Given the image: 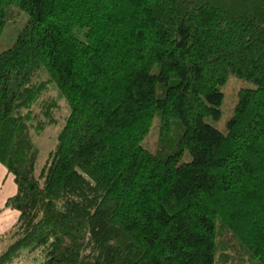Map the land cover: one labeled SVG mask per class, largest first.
<instances>
[{
  "label": "trees",
  "instance_id": "1",
  "mask_svg": "<svg viewBox=\"0 0 264 264\" xmlns=\"http://www.w3.org/2000/svg\"><path fill=\"white\" fill-rule=\"evenodd\" d=\"M12 6L29 18L0 52L18 211L0 264H219L223 231L264 264V0H0V37ZM232 75L252 86L222 130ZM49 84L70 114L38 169Z\"/></svg>",
  "mask_w": 264,
  "mask_h": 264
},
{
  "label": "rangeland",
  "instance_id": "2",
  "mask_svg": "<svg viewBox=\"0 0 264 264\" xmlns=\"http://www.w3.org/2000/svg\"><path fill=\"white\" fill-rule=\"evenodd\" d=\"M9 16L7 20V24L4 28V31L0 37V52L12 46L21 31L24 27L25 23L28 21V14L26 11L22 10L17 6H12L9 10ZM42 79H46V76L43 74L41 76ZM248 84V86H252L250 82L238 79L235 76H231L228 83L224 86L223 91L225 92V101L223 104V113L218 122L212 121L210 122L216 123L217 127L220 129H224L226 127V121L228 116H230L233 112L234 105L237 100V94L239 89ZM43 100L53 101L55 105L52 106L50 111V120H54L50 122L49 118L41 112V104L35 107V111L40 113L39 117L42 120L46 121V125L44 129L37 133L36 130L33 131V137L35 142L41 148L40 157L38 163V169L42 166L44 159L46 158L48 152L55 147L57 143V136L64 126L67 117L70 114V106L67 100L60 95L58 89L54 84H49L47 91L42 96ZM49 122V123H48ZM161 123V118L156 116L151 130L149 134L145 137L142 144L148 149L157 152L156 149L159 148V127ZM175 124H172L169 130H172L168 133V138L171 139L173 134L175 133ZM161 149L164 150V153L170 152V147L161 146ZM192 159V155L189 151H185L182 157L179 159V163L188 162ZM17 192V184L14 180L13 173L9 172L6 166L0 162V233H4L2 238H0V252L7 247V245L11 242L12 239L9 237V231L15 223L18 211L9 208L6 206V201L9 197L13 196ZM209 238L215 239V234L210 236ZM220 239L224 241L225 251L222 257H226V259H222V262L219 264H258L255 260L251 259L249 254L245 252L244 248L240 247L237 243L236 239L230 232L223 231L220 233ZM13 264H39L42 259L40 255L37 253H30L27 250L23 251V253L16 259Z\"/></svg>",
  "mask_w": 264,
  "mask_h": 264
},
{
  "label": "crops",
  "instance_id": "3",
  "mask_svg": "<svg viewBox=\"0 0 264 264\" xmlns=\"http://www.w3.org/2000/svg\"><path fill=\"white\" fill-rule=\"evenodd\" d=\"M15 194H16V193H15ZM3 234H4V233H0V236H1L0 238H2V235H3Z\"/></svg>",
  "mask_w": 264,
  "mask_h": 264
}]
</instances>
